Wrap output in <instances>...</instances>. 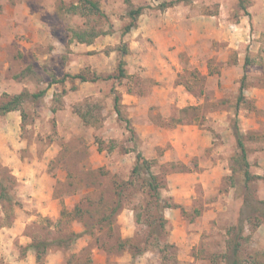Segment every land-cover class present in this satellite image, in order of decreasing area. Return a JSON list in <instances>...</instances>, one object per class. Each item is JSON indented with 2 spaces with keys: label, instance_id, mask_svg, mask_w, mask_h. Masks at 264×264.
Listing matches in <instances>:
<instances>
[{
  "label": "rangeland",
  "instance_id": "rangeland-1",
  "mask_svg": "<svg viewBox=\"0 0 264 264\" xmlns=\"http://www.w3.org/2000/svg\"><path fill=\"white\" fill-rule=\"evenodd\" d=\"M95 1L0 0V264H264V0Z\"/></svg>",
  "mask_w": 264,
  "mask_h": 264
},
{
  "label": "trees",
  "instance_id": "trees-1",
  "mask_svg": "<svg viewBox=\"0 0 264 264\" xmlns=\"http://www.w3.org/2000/svg\"><path fill=\"white\" fill-rule=\"evenodd\" d=\"M85 4L90 6V9L92 11H94L95 13H99L102 16H106V14L102 11V9L100 8L99 4L97 3V1L95 0H82ZM76 7V6H74ZM143 12V7H138V8H132L129 10L128 15L131 18V22L125 26L123 34H126L127 32H129L131 30L132 27H134V25L136 24V20L138 18V16ZM76 38L80 41H88L87 37L80 32H76ZM120 51H121V55L124 56L125 54L128 53L129 49L127 47L126 42H123L120 46ZM125 61L123 58L120 59L119 61V76H125L126 75V70H125ZM67 78H71V79H80L81 81H85L87 80L86 76L82 73H75V74H71V73H67L64 78H62L63 81ZM244 83H242L241 85V89H240V95H239V100H242L244 98ZM46 93V90H42L39 93H35L32 96L35 98L38 97H42L44 96ZM26 95V92H22L20 94H15L13 95V97L6 103H4L3 105H0V113H6L8 111L17 109L21 103L24 101V97ZM115 105H116V109L117 111L120 113V109L118 108V101L119 98L118 96L115 98ZM234 131H235V135L237 137V143L238 146L240 148V156L242 159V166L243 169L245 170V181H246V185H248V183L254 179V175L252 174V172L250 171V161L248 159V153H247V148L244 142V138H243V133L240 129V125L238 122V119H236L235 123H234ZM145 168L148 170V174H149V186H150V193L156 197L157 199V207H159L161 210L164 209V207L167 206H172L171 204H163L164 203V198L162 197L161 191H160V183L158 182V178L157 175L154 174L151 171V161L147 158H145V156L142 155V153L138 152L137 154V161L133 167V174H139L141 172V169ZM244 204H248V199L245 198L244 200ZM260 204L262 205V209L264 210V200L260 201ZM118 208H116L115 210H117ZM64 210L61 211V213L64 214L63 212ZM160 219H161V225L164 226V218L163 215H160ZM244 231V223H240L239 227H238V234L241 236V234ZM80 234H75L73 237H68V238H63L61 241L64 242H69L68 240H73L76 239L77 237H79ZM51 243L45 241V240H41V241H34L32 243H30L27 247L28 248H32L36 251L37 253V259L41 260L43 255L46 253L48 247H50ZM240 248V243L239 242H235L232 245V250H233V258L228 262V264H241L239 262V249Z\"/></svg>",
  "mask_w": 264,
  "mask_h": 264
},
{
  "label": "crops",
  "instance_id": "crops-1",
  "mask_svg": "<svg viewBox=\"0 0 264 264\" xmlns=\"http://www.w3.org/2000/svg\"><path fill=\"white\" fill-rule=\"evenodd\" d=\"M24 197H27V196L24 195ZM27 198H29V197H27ZM27 198L24 199V201H27ZM35 198L36 199L33 200L32 202L36 201L34 204L36 205V207H37L36 209L39 212H41L45 215L46 214L51 215V216L57 215L56 211H53V208L51 207V203L55 202V200H56V199H54L53 189L42 190V193L36 194ZM10 228H12V227H10Z\"/></svg>",
  "mask_w": 264,
  "mask_h": 264
}]
</instances>
